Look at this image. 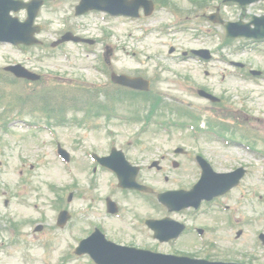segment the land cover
Returning a JSON list of instances; mask_svg holds the SVG:
<instances>
[{
    "label": "rangeland",
    "instance_id": "rangeland-1",
    "mask_svg": "<svg viewBox=\"0 0 264 264\" xmlns=\"http://www.w3.org/2000/svg\"><path fill=\"white\" fill-rule=\"evenodd\" d=\"M58 2H61V4L54 2L52 7L46 6L43 8L42 16L38 18L40 23L44 21L50 22L46 29L43 30L41 37L45 40H53L59 37L61 31L66 27L63 16L70 14V26L74 27L77 32L96 39L101 38L102 41L93 46L94 53L90 56L86 55L85 49H83L84 46L68 44L64 49L71 53L72 58L66 60L60 50H57L55 55H49L47 49L41 46L28 48V51L25 52L12 44L1 43L0 68L4 69L10 63L20 62L30 69L41 73L43 78L49 76L51 82L55 85L70 87V85L80 81L79 78H83L84 82H89V84H95L96 86L105 85L107 80L104 73H100L94 68V58H96L95 53H100L97 58L101 55L102 57L105 56L106 46L111 45L117 61L121 62L126 69L139 66L143 69L145 66V69H140V72L143 71L144 74L147 73L150 77L156 76L157 72L160 71L159 62L169 69H173V65L177 69L181 68V75L177 78L172 73L168 76L166 73L164 74L165 77H169L172 81L169 84V88L161 89V91L165 95L164 99L171 103H175L176 100L189 105H192L191 102H199L200 100L194 93L199 84L193 83V81L206 84V86L210 84L217 95L222 94L224 98L231 101L227 102L224 100L223 108L217 105H213L214 108H212L209 107L208 102H205L204 100L206 99L203 98L198 103V106L193 105L195 106L193 108L206 112L205 115L210 117L218 116L216 111L223 110L224 122L230 125L231 131L235 130L239 133L243 129L254 130V133H257V139L254 133L250 132V136H254L255 141L254 143L248 141L256 149L255 151L247 150L244 140L231 138V131L225 134L226 139L222 137L221 139L213 138L208 140L206 138L202 139L203 137H195L192 131L188 129H173V132L165 131L155 120L152 127L144 134L137 148L134 145L127 147L126 137L124 139L120 138L123 140L117 144L128 150L132 161L144 166L141 179L163 191L189 188L191 186V183L197 177L196 168L190 161L192 151L201 153L219 170L231 171L236 167L245 166L249 170V174L243 181L242 186L233 190L232 193L222 200L229 206V211L217 208L216 201L209 206L213 207L211 211L208 206H205L197 216L202 222L217 228V232H212L211 236L219 241V246L217 245L218 247L211 250L212 255L219 253L218 255L224 258L245 259L254 261L256 264H264V244L258 239L259 233L264 231V155H259L258 153L259 150H264V77H252L249 74L243 76L242 72L231 64V61L244 62L246 64L245 69L242 70L244 75L252 68L264 71V43L256 45V47L260 48L252 49L251 52L250 50H245V42H251L245 39H240L239 41L236 39L237 41L224 44L223 80L218 74L219 65H214L212 70L209 69L211 73L205 76V69L201 67L197 60L187 59L182 61L172 58L178 53L170 52L168 45H166L168 42H171L177 50L182 51L188 49L189 46L196 42H200L198 46H208L207 41L210 40L207 38L195 39L180 32L175 36L176 38L179 37V40H174L175 38L172 40L168 36L165 37L168 41L162 44L157 32V26L162 21L166 22L164 19L167 15H165L164 11L162 14H155L150 18L139 20L142 27L149 30L146 33L142 29H133L135 26L133 22L125 21L123 18H113L104 22L100 21V15H90L87 18H81L82 16H80V19L87 20V22L83 21L85 26L81 27L79 18L74 17L71 13V7L75 0H59ZM209 2L219 4L221 0H209ZM176 3L190 8V10L193 9V5L183 0H177ZM225 8L227 10H225V18L238 20L242 17L241 13L243 10L237 4H224ZM245 12L250 18L254 14H264V2H257L247 6ZM19 16L24 18V11ZM136 28L138 27L136 26ZM106 34L108 37L105 39L104 36ZM106 56L108 57V53ZM110 56H112V52H110ZM100 62H102V59ZM185 76L190 77L191 80L187 81L184 78ZM73 77L78 78L77 81ZM185 80L189 84H183L186 83ZM46 83L47 79L46 82H42L39 85L33 84V86H43ZM137 104L143 106V114H146L150 104L142 101H137L135 105ZM204 105L206 108H200ZM133 106L128 100L120 104L117 110L130 112ZM193 108L191 109L193 110ZM161 110L163 109H160L157 113L158 115L154 116L161 117L159 116ZM163 111L165 112V118L177 119V113L165 108ZM83 114L84 112H80L79 118ZM12 116L14 118L10 120L9 129L0 128V148H3L0 156V187H2L0 189V209H3L5 216L14 214L22 221L30 219L43 220L47 224L48 229L45 233L37 236L38 240L35 241L36 246L34 248L37 254L35 258L32 255L22 256V254H18L14 247L9 253L7 249L0 251V264H67V261L63 263L62 261L67 250L74 246L72 235L76 234V232L54 227L57 214L54 203L55 192L48 188L46 182L60 185L61 183H66L64 182L66 180L71 181V176L60 173V171H63V166L54 158L48 132H39L23 126L25 121H45V119L33 114L17 117L16 113H14ZM69 120H73L72 115ZM103 121H108V119L97 118L95 123L98 124ZM83 127L84 125L78 127L67 125L58 127V129L61 139L67 145L72 146L70 143L74 142L73 139L75 137L87 136L86 146H96L103 152L109 151L108 138L118 135L117 133L112 134L108 130L109 128H95L98 129V132L95 130L90 132L83 129ZM116 127L120 129L119 136L130 135L129 129L125 126L118 125ZM123 128H126V130H122ZM132 129L137 130L136 127H131ZM20 138H22L21 141ZM19 143L21 144L19 145ZM179 146L183 147L184 151L176 153L175 148ZM18 147L32 157L30 164L21 166L18 163L16 156ZM78 149L75 148L76 154H79ZM80 152L81 155L78 156H82L81 159L84 162V165H81L84 168H89L90 160L85 157L82 149H80ZM76 159H80V157H76ZM151 159H159L162 168L158 171L154 168H149L148 164ZM32 164L34 166H31ZM21 169L23 170V176L20 174ZM85 172L88 176L91 175L89 170L85 169ZM95 178L98 181L93 191L99 197L94 200L93 212H95L96 216H101L100 219L108 221L110 229L119 235L123 243L140 246L153 244L154 248L163 249L166 252H169L167 249L173 250L170 243L154 239L152 232L141 223L142 218L146 215L162 217L164 215L162 206H157L147 198L134 192L126 193L117 188L115 189L111 182L112 176L103 170H99ZM24 179L32 181L33 184L40 186L42 190L32 191L30 186L18 188L20 182ZM80 183V186H88L84 182L80 181ZM6 190H10L11 194H7ZM17 191L22 198L18 197ZM107 196H110L121 206V217L107 215L104 210ZM7 197L10 198L8 207L4 206V201ZM76 201L77 206L81 208L83 201L78 198ZM172 216L180 221L186 220L189 223L196 220L191 215V211L188 210L183 213H173ZM88 217H91V214L85 216L81 212L78 216L79 220H83L85 226L82 227L85 230L88 228ZM234 221H239L240 223L235 224ZM29 230L30 227L26 226L25 231L29 232ZM239 230H242V233L237 236L236 234ZM191 232L195 233L192 230ZM192 233L185 232L182 236L184 240L180 239L177 246L180 249L186 248L188 252L195 251L198 254H205V251L200 252L199 250L201 248H211V245L188 249V247H191V243L198 242V238ZM51 236L57 237L56 242L51 239ZM28 237L30 238V236ZM39 241L44 247L40 245ZM46 241H50L51 245H46ZM229 248L232 250H229ZM248 251L249 253H247ZM74 259L69 264H78L79 260L86 258ZM85 264L92 263L87 262Z\"/></svg>",
    "mask_w": 264,
    "mask_h": 264
}]
</instances>
